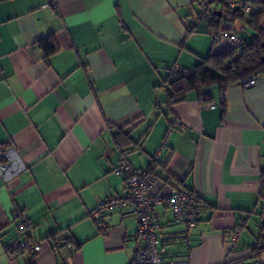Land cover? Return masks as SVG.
I'll use <instances>...</instances> for the list:
<instances>
[{
  "label": "crops",
  "instance_id": "obj_1",
  "mask_svg": "<svg viewBox=\"0 0 264 264\" xmlns=\"http://www.w3.org/2000/svg\"><path fill=\"white\" fill-rule=\"evenodd\" d=\"M197 1L0 4V149L8 156H0L8 165L0 173V264H134L135 218L107 212L102 233L88 216L127 194L111 172L122 149L157 178L150 195L179 188L201 199L192 228L153 208L164 260L264 264V75L251 88L212 87L167 103L174 66L191 69L235 47L228 38L214 46L206 21L188 31ZM241 1L252 11L221 29L249 44L256 32L248 22L264 0ZM48 38L57 47L50 57L38 46ZM25 221L32 227L22 231ZM24 238L40 251L10 259L5 248ZM70 243L74 250L63 247Z\"/></svg>",
  "mask_w": 264,
  "mask_h": 264
},
{
  "label": "built area",
  "instance_id": "obj_2",
  "mask_svg": "<svg viewBox=\"0 0 264 264\" xmlns=\"http://www.w3.org/2000/svg\"><path fill=\"white\" fill-rule=\"evenodd\" d=\"M197 5L200 9L198 19L188 24L192 29L198 21H206L211 24L221 27L226 22L216 14L221 6L226 5L229 9H238L243 13L252 11L253 6L250 3L242 2L241 0H198ZM214 28H212L213 30ZM233 30V29H232ZM222 31L212 34L211 42L216 46L220 39L228 38L235 46H240L242 42L234 31ZM192 71L174 66L171 69L172 78H179L191 74ZM256 79L248 78L241 82L243 88H251L255 85ZM210 109H214L215 105H210ZM128 153L121 156L117 165L113 169V174L116 177L125 179L127 194L123 197L110 201L99 202L96 207L90 212V218L96 223L98 229L104 233L99 218L110 211H117L132 215L136 222V251L134 255V264H189L185 261H166L164 260L158 249V228L155 223V215L153 208L155 206H163L171 211L174 223L192 228L198 222V214L196 210V197L194 194L179 188H170L168 192L161 196H153L149 194V190L157 182V180L145 170L137 169L127 159ZM0 156L8 159V156L0 149ZM8 165H0V173L5 172ZM17 217V214L14 215ZM264 223V214L261 224ZM32 227L30 222H24L19 229L27 231ZM239 230L231 236L235 240ZM40 251V245L32 243L29 239L16 240L12 242L6 251L10 259H14L21 254L28 253L32 259ZM234 264H261L259 262L250 263L246 261L237 262Z\"/></svg>",
  "mask_w": 264,
  "mask_h": 264
},
{
  "label": "trees",
  "instance_id": "obj_3",
  "mask_svg": "<svg viewBox=\"0 0 264 264\" xmlns=\"http://www.w3.org/2000/svg\"><path fill=\"white\" fill-rule=\"evenodd\" d=\"M9 1H13V0H0V4ZM216 14H219V17L223 19L226 23L232 24L236 20L239 19L242 20V17L240 16V11H238V9L237 10L229 9L226 5H223L218 10H216ZM263 14L264 11L262 13L254 14L251 20L248 22L249 26L256 32V36L252 39V41L249 44H245L238 37L242 42L240 46H235L233 50L227 53L208 56L207 58L202 60L196 67L188 69L191 70L192 73L187 76L172 78L171 70H170L168 78L163 86L167 91L168 105L171 106L183 102L186 98V95L191 91H196L200 95H202L206 93L210 88L217 87L220 90V92L223 93L225 89L231 85L241 84L242 81L248 78L257 79L263 76L264 75V31L259 27L260 18ZM208 23L210 27L214 28L211 31V35L214 33L218 35V32H220L219 30L221 29V27H217L211 24L210 22ZM192 29L188 27V31L192 32ZM227 30L231 31L232 28H229ZM227 30H222V31H227ZM235 34L237 35L236 32ZM38 46L43 49L44 55L46 57H50L57 52L56 44L52 38L40 40L38 42ZM120 151H121V156L130 152V150L128 149H122ZM155 161H156V157H154V162ZM114 167L112 168V171ZM145 171H147L157 180V178L153 175V173L150 170H145ZM188 192L194 194V196L196 197V210H197V214L200 215V211H201L200 197L198 196V194L194 192L191 191ZM110 200L113 199L103 200L101 202L110 201ZM88 216L90 218V213L88 214ZM100 218L98 220L99 222H100ZM156 226L157 228H159L157 224ZM98 230L99 232H102L100 229ZM103 230L105 233L106 229L104 227ZM157 235H158V231H157ZM63 247H67L68 249L74 250L76 246L70 243V244H65ZM5 249L7 251L8 246Z\"/></svg>",
  "mask_w": 264,
  "mask_h": 264
}]
</instances>
